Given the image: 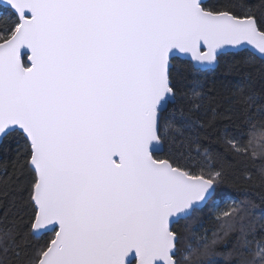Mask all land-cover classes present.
<instances>
[{"label":"snow or ice","instance_id":"6c2138e0","mask_svg":"<svg viewBox=\"0 0 264 264\" xmlns=\"http://www.w3.org/2000/svg\"><path fill=\"white\" fill-rule=\"evenodd\" d=\"M181 54L201 74L228 57L256 71L178 95ZM9 140L27 196L0 219V264H264V212L226 191L264 186V0H5Z\"/></svg>","mask_w":264,"mask_h":264},{"label":"trees","instance_id":"16d2710c","mask_svg":"<svg viewBox=\"0 0 264 264\" xmlns=\"http://www.w3.org/2000/svg\"><path fill=\"white\" fill-rule=\"evenodd\" d=\"M258 0H252V3H256ZM5 14V7L0 6V15ZM173 73H174V84L177 88L178 95L180 93L188 92L192 87V82L195 79H199L204 82V86L209 88L212 86L213 81H223L224 83L235 82L242 78V76L251 71L255 72V69L244 68L242 66L232 65V59L230 57L221 60L219 67L211 73H197L192 63L189 60H182L176 58L173 60ZM229 65H232L231 67ZM259 87V84L257 85ZM227 121L223 122L226 123ZM223 123L219 127H223ZM177 143L173 146V150L183 155H196L197 143L181 141L179 136L176 137ZM201 147L212 145L219 147L216 142L215 136H201L198 141ZM167 148V145L165 146ZM16 145L12 141H4L0 143V219H3L5 212L8 213V219H13L19 216V209L21 207L22 198L27 196V191H20L19 184L23 177L19 179L12 172L11 165L7 168L3 165L6 161H11L15 156ZM259 161L256 162V167L249 165V169L252 174L256 175V168L259 167ZM8 181L7 195L4 194L3 182ZM231 196L238 200L249 199L253 204L256 205L255 211L257 214L264 212V186L258 181H250L246 179H239L235 181V186H226ZM183 223V222H182ZM203 224V228L209 231L215 227L214 221L211 219H204L201 223L199 220L191 221V227L196 231V227ZM258 236L260 230H257ZM47 238V237H46ZM227 249L221 248L220 251H226ZM223 261V257L220 258ZM224 264H227L225 261Z\"/></svg>","mask_w":264,"mask_h":264},{"label":"water","instance_id":"95a60500","mask_svg":"<svg viewBox=\"0 0 264 264\" xmlns=\"http://www.w3.org/2000/svg\"><path fill=\"white\" fill-rule=\"evenodd\" d=\"M0 6L2 7H5V0H0ZM178 59H182V60H189L192 65H193V62L190 60V57L188 56H184L183 54H181L180 56L177 57ZM1 143V142H0ZM132 264H135V261L133 260Z\"/></svg>","mask_w":264,"mask_h":264},{"label":"rangeland","instance_id":"374dc122","mask_svg":"<svg viewBox=\"0 0 264 264\" xmlns=\"http://www.w3.org/2000/svg\"><path fill=\"white\" fill-rule=\"evenodd\" d=\"M203 224H200L198 227H196V231L200 232L201 234H203L204 232V228H203Z\"/></svg>","mask_w":264,"mask_h":264}]
</instances>
